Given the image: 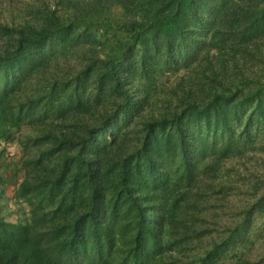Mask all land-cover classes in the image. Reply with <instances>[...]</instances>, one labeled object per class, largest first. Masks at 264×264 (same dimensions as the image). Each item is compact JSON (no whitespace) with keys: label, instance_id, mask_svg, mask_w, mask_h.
<instances>
[{"label":"trees","instance_id":"trees-1","mask_svg":"<svg viewBox=\"0 0 264 264\" xmlns=\"http://www.w3.org/2000/svg\"><path fill=\"white\" fill-rule=\"evenodd\" d=\"M0 143V264H264V0H0Z\"/></svg>","mask_w":264,"mask_h":264},{"label":"rangeland","instance_id":"rangeland-1","mask_svg":"<svg viewBox=\"0 0 264 264\" xmlns=\"http://www.w3.org/2000/svg\"><path fill=\"white\" fill-rule=\"evenodd\" d=\"M51 3L53 0H47ZM21 152L19 146L14 143L5 145L0 143V161H2V173L5 177H9L11 174L12 163L17 161ZM264 168V166H262ZM0 201V216L7 219L10 222H15L17 219H21L24 215L25 207L19 205L13 198V185L8 183L5 186Z\"/></svg>","mask_w":264,"mask_h":264}]
</instances>
